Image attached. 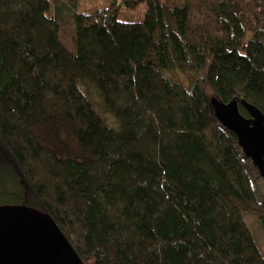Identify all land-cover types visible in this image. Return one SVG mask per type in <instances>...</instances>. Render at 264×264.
<instances>
[{
    "label": "trees",
    "instance_id": "16d2710c",
    "mask_svg": "<svg viewBox=\"0 0 264 264\" xmlns=\"http://www.w3.org/2000/svg\"><path fill=\"white\" fill-rule=\"evenodd\" d=\"M83 1L0 0V205L84 264H264V183L210 105L264 113V0Z\"/></svg>",
    "mask_w": 264,
    "mask_h": 264
},
{
    "label": "water",
    "instance_id": "95a60500",
    "mask_svg": "<svg viewBox=\"0 0 264 264\" xmlns=\"http://www.w3.org/2000/svg\"><path fill=\"white\" fill-rule=\"evenodd\" d=\"M135 1V0H133ZM217 121L238 138L264 180V113L244 99H210ZM243 106L249 113H241ZM0 264H84L53 217L26 204L0 205Z\"/></svg>",
    "mask_w": 264,
    "mask_h": 264
},
{
    "label": "rangeland",
    "instance_id": "374dc122",
    "mask_svg": "<svg viewBox=\"0 0 264 264\" xmlns=\"http://www.w3.org/2000/svg\"><path fill=\"white\" fill-rule=\"evenodd\" d=\"M85 2L92 3V6L101 7V6L107 5L108 0H84L82 4ZM146 11H147V3H140L134 9L132 8L122 9L121 12L119 13V19L122 21L138 22V21L143 20V18L145 17ZM258 183L262 184L264 183V180L259 177ZM262 188L264 190V185H262ZM263 197H264V194H263ZM10 201L14 202V200H10ZM246 220L253 234H255L258 240L261 250L264 252V235L260 228L257 216L249 214Z\"/></svg>",
    "mask_w": 264,
    "mask_h": 264
}]
</instances>
